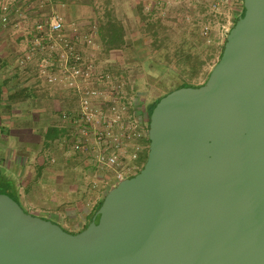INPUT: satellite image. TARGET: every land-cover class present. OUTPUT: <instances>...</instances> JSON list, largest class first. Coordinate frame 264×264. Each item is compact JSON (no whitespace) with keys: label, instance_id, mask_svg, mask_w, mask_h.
I'll return each instance as SVG.
<instances>
[{"label":"water","instance_id":"obj_1","mask_svg":"<svg viewBox=\"0 0 264 264\" xmlns=\"http://www.w3.org/2000/svg\"><path fill=\"white\" fill-rule=\"evenodd\" d=\"M147 137L78 232L0 192V264H264V0H242L204 83L162 95Z\"/></svg>","mask_w":264,"mask_h":264},{"label":"crops","instance_id":"obj_2","mask_svg":"<svg viewBox=\"0 0 264 264\" xmlns=\"http://www.w3.org/2000/svg\"><path fill=\"white\" fill-rule=\"evenodd\" d=\"M31 2V9L26 7V0H20L15 9L29 11L34 17L50 11L49 6L38 9L37 0ZM146 3L147 0H52V9L63 14L66 32L98 70L111 71L134 82L130 72H164L165 64L151 60L155 49L152 44L168 27L178 23L185 26L177 6H172L166 17H159L145 12ZM128 6L131 16L137 13L138 19L130 18ZM74 25L77 32L71 31ZM185 27L179 25L180 32ZM84 34L90 35L92 44L84 41ZM27 44L0 26V158L6 159L1 167L7 161L11 163L9 175L24 209L28 210L26 200L33 201L42 217L59 220L57 223L65 224L70 232H78L89 221L108 184L85 153L63 146L67 129L59 114L73 108L75 100L63 89L39 83L34 64L27 69L17 65ZM142 143L147 148V139Z\"/></svg>","mask_w":264,"mask_h":264},{"label":"built area","instance_id":"obj_3","mask_svg":"<svg viewBox=\"0 0 264 264\" xmlns=\"http://www.w3.org/2000/svg\"><path fill=\"white\" fill-rule=\"evenodd\" d=\"M20 0H0V26L10 29L28 44L17 65L27 69L34 64L39 83L67 91L75 100L73 108L60 112L67 133L63 146L83 152L98 172L105 175V185H115L139 168L146 149L148 112L142 91L133 80L111 71H101L81 51L66 32L64 16L52 9V0H37L38 9L50 7L38 17L16 10ZM31 9V0H26ZM242 0H147L148 14L166 17L177 6L181 17L197 26L203 35L217 25L227 33L229 22ZM77 32V26L71 27ZM92 44L90 35H83Z\"/></svg>","mask_w":264,"mask_h":264},{"label":"rangeland","instance_id":"obj_4","mask_svg":"<svg viewBox=\"0 0 264 264\" xmlns=\"http://www.w3.org/2000/svg\"><path fill=\"white\" fill-rule=\"evenodd\" d=\"M123 8L122 6L120 7V9ZM126 9L130 18L138 19L137 13L131 16L129 6ZM239 10L240 8L236 12H239ZM99 12L101 13V10ZM236 17L231 18L229 28L235 22ZM184 24L186 27L183 23L168 27L169 30L163 32V35H158L156 37L157 41L152 44L155 49L151 51L154 56V59L151 60L154 61V64H165L166 68L164 72L154 71L140 74L134 73L135 71L130 72L125 68L128 73L130 72L129 76L136 79L134 80V84L142 91L144 95L142 100H145L146 104L150 103L154 98L162 96L166 92L178 87L180 84L184 83L186 86L202 84L218 59L226 34L221 32L217 25L211 27L209 34L203 35L199 28L190 21L184 20ZM179 25L185 27L186 30L180 32ZM138 162L142 165L141 159ZM6 164H9V162L7 161ZM7 173L9 174V172ZM92 181L94 180L92 179ZM109 186L104 187L105 192L110 188ZM20 204L25 208L22 202ZM24 204L32 214L43 215L37 209L38 205L33 201L28 202L26 200ZM57 222L60 224L59 220ZM61 226L70 232L65 224Z\"/></svg>","mask_w":264,"mask_h":264},{"label":"trees","instance_id":"obj_5","mask_svg":"<svg viewBox=\"0 0 264 264\" xmlns=\"http://www.w3.org/2000/svg\"><path fill=\"white\" fill-rule=\"evenodd\" d=\"M221 52H222V49H221ZM221 52L219 53V55H218V59H219V57H220V55H221ZM218 59H217V61H218ZM216 61V62H217ZM204 83V82H203ZM202 83V84H203ZM201 85V84H200ZM181 86H186V84H180L178 87H181ZM193 86H198V85H193ZM177 88V87H176ZM167 93V92H166ZM164 95V94H163ZM161 96H159V97H156V98H154L148 105H147V112H148V114H149V112H150V110H151V108L154 106V104L157 102V100L160 98ZM148 143H149V141H148V138H147V149L143 152V153H141V156H140V159H141V161H142V165H143V162H145V159H146V155H147V152H148ZM4 159H5V157H3V158H0V165H1V163L4 161ZM6 160V159H5ZM8 160V159H7ZM10 164L11 163H9V164H7V165H5V166H0V192L1 193H6V194H8V195H10L15 201H17L18 203H20L19 202V200H18V196H17V189H16V186H15V184H14V181H13V179L10 177V175L7 173V172H12L11 171V168L9 167L10 166ZM142 165H140L139 166V168L135 171V173L136 172H138L140 169H141V167H142ZM4 167V168H3ZM134 173V174H135ZM103 198H104V195H103V197L101 198V200H99L98 202H97V204L95 205V207H94V209H93V212H92V214H91V216L93 215V213H94V211L97 209V207L100 205V203L102 202V200H103ZM21 205V204H20ZM91 216L89 217V220H90V218H91ZM87 224H85V226H86ZM85 226H84V228H85Z\"/></svg>","mask_w":264,"mask_h":264}]
</instances>
